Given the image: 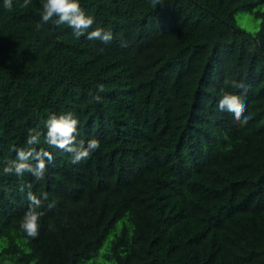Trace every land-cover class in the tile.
I'll use <instances>...</instances> for the list:
<instances>
[{"label": "trees", "instance_id": "obj_1", "mask_svg": "<svg viewBox=\"0 0 264 264\" xmlns=\"http://www.w3.org/2000/svg\"><path fill=\"white\" fill-rule=\"evenodd\" d=\"M22 3L0 0V264H264V0H80L109 44L38 31L43 0ZM222 90L246 96L245 125ZM66 112L100 148L73 165L41 137L54 159L23 178L49 194L29 238L27 188L3 166Z\"/></svg>", "mask_w": 264, "mask_h": 264}, {"label": "clouds", "instance_id": "obj_2", "mask_svg": "<svg viewBox=\"0 0 264 264\" xmlns=\"http://www.w3.org/2000/svg\"><path fill=\"white\" fill-rule=\"evenodd\" d=\"M30 3L31 0H23L20 7L27 8ZM160 3L161 0H152L153 7ZM3 6L11 11L13 9V0H4ZM49 23L55 26L66 25L72 29V34L76 39L85 37L89 41H101L104 44H109L114 39L112 31L105 30L99 26L92 28L96 23L95 17L87 13L81 6L80 0H43L40 21L35 25V28L39 31L44 25ZM89 29L92 30L89 31ZM225 83L227 84L228 82L226 81ZM231 87L243 89L245 85L242 82L233 80ZM103 91L104 86L101 84L98 86L93 100L97 103L101 102L100 93ZM245 101L246 96L223 91L218 108L230 114L234 122L243 126L247 123V117L244 116L247 108ZM79 123V119L72 112L50 114L43 122V128L46 131L29 129L26 140L28 147L15 148L16 158L7 161L3 166V174L5 176H15L20 179L19 190L22 193L27 188L26 198L29 202V207L23 216L20 228L29 238L34 239L39 235L40 219L44 215L39 209L43 206L44 201L48 200L49 194L44 192L38 196L32 191V183H24L23 178L25 174H30L35 181L43 180L48 164L54 159L52 152L37 147L41 143V137H43V142L49 148H56L71 154V163L73 165L89 160L92 154L100 148V141L92 138L85 143L83 139H78ZM54 206V201L48 205L49 208Z\"/></svg>", "mask_w": 264, "mask_h": 264}, {"label": "rangeland", "instance_id": "obj_3", "mask_svg": "<svg viewBox=\"0 0 264 264\" xmlns=\"http://www.w3.org/2000/svg\"><path fill=\"white\" fill-rule=\"evenodd\" d=\"M235 22L238 26L250 32H255L259 28V20L245 11L235 13Z\"/></svg>", "mask_w": 264, "mask_h": 264}]
</instances>
